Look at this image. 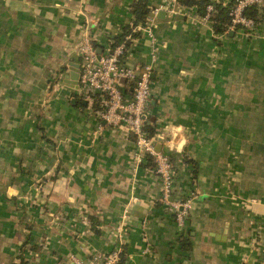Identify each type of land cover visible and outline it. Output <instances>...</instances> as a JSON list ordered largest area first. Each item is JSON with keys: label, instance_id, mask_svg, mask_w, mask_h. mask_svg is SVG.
Instances as JSON below:
<instances>
[{"label": "crops", "instance_id": "crops-1", "mask_svg": "<svg viewBox=\"0 0 264 264\" xmlns=\"http://www.w3.org/2000/svg\"><path fill=\"white\" fill-rule=\"evenodd\" d=\"M37 1L0 0L10 30L4 62L17 68L14 55L25 50L36 79L67 64V87L68 62L78 59L62 57L80 15L99 52L131 19V0ZM168 3L147 0L124 61L151 65L148 112L155 145L173 163V194L188 199L183 225L159 200V177L123 127L98 120L88 104L47 103L41 122L50 142L36 138L20 151L15 177L2 184L0 264H17L19 255L25 264H72L71 255L91 260L121 245L123 264H264V12L252 31L228 24L215 33L195 5L175 1L169 11ZM39 180L43 195L21 199ZM185 233L188 249L176 241Z\"/></svg>", "mask_w": 264, "mask_h": 264}, {"label": "built area", "instance_id": "built-area-1", "mask_svg": "<svg viewBox=\"0 0 264 264\" xmlns=\"http://www.w3.org/2000/svg\"><path fill=\"white\" fill-rule=\"evenodd\" d=\"M175 1L169 0L167 4L169 11L173 10ZM263 2L264 0H233L228 8L230 26L240 25L248 31L254 30L257 22L243 11L250 5L260 8ZM212 10L213 2L206 3L205 12L200 16L201 20H209ZM142 26L140 23L130 25V32L142 29ZM130 32L125 35V39L132 37ZM146 32L150 36V45L153 49V38L149 30ZM124 40L112 48L108 47L97 53L86 31L78 50L80 60L77 86L74 90L88 104L93 95L99 96L100 108L93 112L97 119L104 120L110 126H121L128 134H132L138 158L144 153L151 156L153 170L161 183L159 200L168 206L176 224L181 226L186 216L188 199L174 196L173 163L167 153L156 149V137L148 136L143 128L150 100L151 65L127 64L122 55L127 50ZM126 87L129 88L128 94L123 92ZM96 126L100 128L101 123L97 121ZM119 251L120 248L116 247L107 253L94 256L91 260H84L75 255L70 257L72 264H116Z\"/></svg>", "mask_w": 264, "mask_h": 264}, {"label": "rangeland", "instance_id": "rangeland-1", "mask_svg": "<svg viewBox=\"0 0 264 264\" xmlns=\"http://www.w3.org/2000/svg\"><path fill=\"white\" fill-rule=\"evenodd\" d=\"M80 17H82V23L80 22V30L75 36L72 49L67 55L64 53L58 55V57L64 55L63 60L70 57L78 59L77 62L80 60L78 50L80 41L86 34V15H80ZM5 20L0 10V192L3 191L2 184L5 181L7 183L8 180L12 181L15 177L11 172L12 168L19 166L20 151H31L35 148L36 138L40 140V133L37 130L38 122L42 121L43 116L51 114L45 109L43 111L42 108L52 102L68 103L72 93L75 92L72 87L65 86L60 78V72L66 68L67 64H59L56 68L54 65L49 66L45 75L36 79L28 78L30 74L27 72L25 61L29 57L25 50L14 55L16 64H20L17 68L12 69L9 63L4 62L3 44L7 41L10 31ZM53 58L56 57L53 56ZM49 59H52V56ZM20 71L23 77L18 78ZM32 74L37 72L32 70ZM77 96L81 98L78 94ZM39 183L40 180L37 183L35 181L27 183L24 189H21L20 198L30 201L38 195H43Z\"/></svg>", "mask_w": 264, "mask_h": 264}, {"label": "trees", "instance_id": "trees-1", "mask_svg": "<svg viewBox=\"0 0 264 264\" xmlns=\"http://www.w3.org/2000/svg\"><path fill=\"white\" fill-rule=\"evenodd\" d=\"M178 3L185 4V5H195L197 7V10L200 14H203V8L205 7L206 3L210 2L209 0H176ZM233 0H231L228 5L223 6L219 2H213V10L210 12L209 19L211 20L212 23V29L215 33H221L223 31H228L226 30L229 24V15H228V8L229 5L232 3ZM148 5H147V0H131L128 4V10L131 13V19L129 22H124L121 26L120 29L117 33L111 35V40L109 43V48H112L114 45L117 43L123 41L125 39V35L130 32V25H136L139 22L145 21L146 15L148 13ZM244 14L247 16H251L256 22L259 19V14L264 12V2L260 6V8H256L254 5L247 6L244 9ZM237 27V25H236ZM130 35L136 36L138 35V32L132 31L130 32ZM129 43V38L124 40V46L127 47ZM93 45H97L96 43H93ZM125 51L122 53V55H125ZM72 96L69 98L68 102H72L71 104L78 106L79 108H84L86 109V104H82L81 100L82 98H79L77 96L76 90L73 89ZM123 92L125 94L129 93V88L126 87L123 89ZM74 98L73 101H71V98ZM91 102L88 104L89 108L92 110V112H95L100 108L99 105V96L93 95L92 96ZM150 104L148 105L149 108ZM39 118V117H37ZM153 118L149 116V112L147 111L145 120L143 121V128L147 132L148 136H154V125H153ZM37 130L40 133V137L45 141V142H50V139L46 136L45 134V128L42 122H38L37 125ZM132 137V134H128ZM142 158L145 162L144 165L151 166V169L153 170V161L152 158L149 154L144 153L142 154ZM154 171V170H153ZM156 174V173H155ZM157 175V174H156ZM90 220V226L94 230L95 233L99 232V229L96 227V222H94V217L89 216ZM177 243L182 247L188 249L189 243L187 240V235L181 234L180 236L178 235L176 238ZM25 242V241H24ZM19 261L17 264H25V261L23 260L22 256H18ZM125 261V245H121V249L118 253V258L116 264H123ZM13 264V263H12Z\"/></svg>", "mask_w": 264, "mask_h": 264}, {"label": "water", "instance_id": "water-1", "mask_svg": "<svg viewBox=\"0 0 264 264\" xmlns=\"http://www.w3.org/2000/svg\"><path fill=\"white\" fill-rule=\"evenodd\" d=\"M97 53H99V49H96ZM79 64L78 62L75 61H69L68 62V74L66 75L65 80L67 81V84H69L71 87L76 88L77 86V78H78V70H79ZM74 98H71V101H73ZM82 104H85V100H81ZM104 122V120H102ZM156 149H159L158 146H156Z\"/></svg>", "mask_w": 264, "mask_h": 264}]
</instances>
